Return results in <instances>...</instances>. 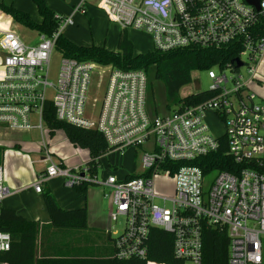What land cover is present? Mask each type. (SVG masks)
<instances>
[{
    "label": "built area",
    "instance_id": "obj_1",
    "mask_svg": "<svg viewBox=\"0 0 264 264\" xmlns=\"http://www.w3.org/2000/svg\"><path fill=\"white\" fill-rule=\"evenodd\" d=\"M257 4L99 0L98 8L121 30L149 34L153 49L233 47L238 52L231 61L204 70L211 79V96L161 113L147 111L148 78L141 69L122 70L62 55L56 81L48 80L55 40L71 16L59 15L57 29L50 35L37 33L36 44L12 29H0V131H48L43 129L45 104L51 102L58 120L99 131L111 150L147 148L139 156L138 175L130 179L111 173L98 181L87 163L67 169L48 153L41 158L48 165L32 184L36 192L54 177L63 178L68 187L87 181L108 188V219L121 220L119 231L107 230L113 249L108 258L167 264L148 258L152 232L159 229L171 236L174 258L202 264L203 238L211 228L227 235V264H264V98L252 88L264 54V0ZM100 67L107 69L106 84L92 120L84 114L87 90L92 71ZM242 67L246 75L239 72ZM208 113L223 125V133H212ZM221 138L231 170L210 167L215 161L205 159L219 148ZM158 177L170 179V193L157 192ZM7 193L0 164V203ZM10 243V233L0 230V253Z\"/></svg>",
    "mask_w": 264,
    "mask_h": 264
},
{
    "label": "trees",
    "instance_id": "obj_2",
    "mask_svg": "<svg viewBox=\"0 0 264 264\" xmlns=\"http://www.w3.org/2000/svg\"><path fill=\"white\" fill-rule=\"evenodd\" d=\"M36 6L40 21L33 20L30 15L12 3L0 1V10L10 15L15 23L35 30L45 35L52 34L58 27L60 16L56 15L45 0H32ZM262 34H264V20H261ZM55 49L63 56L77 60L93 61L101 65H111L122 70H143L149 76L153 69V77L163 83L166 98V110H179L185 106L195 104L212 95L204 90L187 95H181L182 87L191 83L193 71H204L217 64L231 61L238 52L233 47L198 48L186 47L170 51L156 49L135 53L132 42L127 37L126 30H120L117 36L116 48L108 49L104 45H78L61 33L55 40ZM149 79V78H148ZM45 120L49 135L61 129L67 139L74 146L88 150L87 165L91 175L97 174L100 157L110 151L102 134L93 129H86L56 118L51 102L45 104ZM4 147L0 146V152ZM224 139L221 138L219 148L205 159H213L210 167L231 170L229 158L226 155ZM229 163V164H228ZM135 171L124 175L125 179L136 177ZM92 182L84 181L73 186L81 195L85 196L87 187ZM44 200L50 223L54 228L83 229L87 224V209L85 206L65 209L58 205L51 191H44ZM0 230L7 231L11 236L10 248L0 253V262L6 264H145L139 259L119 261L111 258L94 260L93 258H71L44 254L38 257L36 253L37 237L40 226L37 222L28 220L14 210L0 206ZM227 235L223 231L207 229L203 238L202 264H227L228 253ZM148 258L167 264H183L171 254V236L159 229L152 232Z\"/></svg>",
    "mask_w": 264,
    "mask_h": 264
},
{
    "label": "rangeland",
    "instance_id": "obj_3",
    "mask_svg": "<svg viewBox=\"0 0 264 264\" xmlns=\"http://www.w3.org/2000/svg\"><path fill=\"white\" fill-rule=\"evenodd\" d=\"M53 5L54 10L60 16H68L69 12L76 10L80 14H77L75 17V22L78 23V30L88 32L91 24L89 23V17L84 15L79 7H75L79 0H48ZM90 3L92 7H95V4L99 0H86ZM34 7L32 6V9ZM74 8V9H73ZM35 11V10H34ZM32 12L34 18H37V14ZM103 11H98V18L100 21H104ZM115 23V22H114ZM107 22L106 20L101 24H92V28L96 30L97 35L99 36L100 41L102 39H108L107 45L112 46L111 38L114 34L115 27L117 24ZM11 25V24H10ZM9 25V26H10ZM62 25V24H61ZM13 31H15L19 36H21L27 43L36 44L38 41L37 31L24 27L21 24L13 23L11 26ZM119 27V26H118ZM120 28V27H119ZM121 30V29H120ZM70 31V30H69ZM127 37L132 42L133 51L135 52H144L152 49V38L149 34L135 30V29H126ZM65 34H68L65 32ZM1 36V33H0ZM117 42V40H116ZM62 58V53L57 49H54L50 57L47 78L49 81L55 82L57 78L58 67L60 59ZM244 58V57H243ZM240 73L246 75L245 68H240ZM106 75L107 69L104 67L97 68L92 71L91 79L87 90V101L85 105L84 114L89 119H96L98 111L100 109L101 101L104 94L105 84H106ZM192 80L191 83L184 86L180 90L181 95H187L191 93H196L199 91H204L209 88L211 79L207 76L205 71H193L191 74ZM148 79V88L146 92V108L149 113H161L166 110V98H165V89L162 82L155 80L153 77V69L149 70ZM264 81V80H263ZM48 97H52V91L47 92ZM206 123L210 127L213 134H221L224 131V127L219 123L215 117L208 113L206 115ZM43 129L47 130L48 127L46 124L43 125ZM55 135L53 141L49 143V146L53 148L56 146L62 151V153L67 158L62 160L66 164L68 159H73L74 163H83L87 162L88 154L87 149L77 148L67 145V140L63 132L58 129L53 132L52 136ZM46 137V134L44 135ZM51 136V137H52ZM15 138V139H14ZM18 138V139H17ZM19 139L27 140V143H23L20 152L26 153L27 158L18 159V167L22 169L26 176L31 173H38L43 166L47 163H40L38 159L40 156L45 155L43 148L42 135L39 130L32 129L29 132H17V131H8V134L0 137V140H6L2 142V145L5 147L10 146L11 142ZM47 138H45L46 140ZM22 143V142H19ZM71 145V144H70ZM53 146V147H52ZM40 148V150H39ZM57 151V149H55ZM147 148L142 145L139 148L133 149L131 147L125 148L123 151L111 150L105 153L100 157V165L97 168V180L101 181L109 174L113 173L117 178H122L125 174L132 173L141 168L139 156ZM55 151V154L58 156V152ZM60 155V154H59ZM1 157V155H0ZM53 162L56 161L55 157L52 156ZM5 156H3L2 166L5 165ZM56 186L54 188L53 197L55 200H58L56 197L61 200L63 204L67 206H74L72 208H77V204H86L88 205L87 215L89 216L91 211L93 214H99L100 221L99 226L101 229L99 231L100 237L93 238L89 235L88 231L78 228H54L50 226L47 230L42 229V232L38 233L37 237V256H43L44 254L51 256H63L71 258H82L88 257L93 258L94 260H102L108 258L113 253L111 242L108 237L107 230H110L112 234L119 231L121 228V220L116 223L110 222L107 218L110 200L107 196L108 188L99 184H90L87 187L86 196L81 195L73 187H68L63 183H60L58 179H54ZM155 188L157 192L170 193L172 189V183L170 179L158 177L155 179ZM52 193V192H51ZM59 205V204H58Z\"/></svg>",
    "mask_w": 264,
    "mask_h": 264
},
{
    "label": "crops",
    "instance_id": "obj_4",
    "mask_svg": "<svg viewBox=\"0 0 264 264\" xmlns=\"http://www.w3.org/2000/svg\"><path fill=\"white\" fill-rule=\"evenodd\" d=\"M0 1H3L6 4L12 3L15 7L26 11L33 20L40 21V16L38 15L36 6L34 5L32 0H0ZM45 2L51 9L54 10L51 2H49L48 0H45ZM32 6L34 7L33 9H32ZM75 7H79L81 9L82 13L89 17L88 18L89 19L88 24H91L89 31L86 32L85 30L84 31L78 30V23H77V21L75 22V17L77 16V14H80V13L77 12L76 10L71 9L68 16H71L72 22L61 27V31H60L61 34L64 37H66L67 39H69L70 41H72L78 45H90V44L104 45L108 49L114 50L116 48L117 36H118L119 31H120V28L118 27V25H117V27H115L114 34L110 40V41H112V44H111L112 46H108L107 45L108 39L106 38L105 40L102 39L100 41L99 36L96 33V30H94L95 28L94 29L92 28V24H98V23L101 24L105 20L107 22H111V23H114V22L110 21L105 13H103V15L105 14L103 17L105 20L104 21L99 20L98 11L100 12L101 9L98 8L97 4H95V7H92L90 5V3L86 2V0H79V2L76 4ZM33 11H34V13L37 14V16H38L37 18L33 17V15H32ZM54 12L56 15H59V14H57V12L55 10H54ZM13 23H15V22L12 20L10 15H8L5 12L0 10V29H12L10 26ZM67 30H68V34H65V32H67ZM135 53H139V52H135ZM255 75H256V80H255V83L252 84V88L257 93V95L264 98V81H263L264 80V54L262 55L260 61L257 64ZM40 133L42 135V142H43L42 146L44 148L45 154L48 153L50 155L52 161H53L52 156H54L56 158L55 159L56 161H54V162L55 163H61L67 169H73L75 166L83 164V163H74L73 162L74 160L72 158L68 159L69 162L68 163L66 162V164H65L62 159L63 158L65 159L67 157H65V155L62 153V151L60 149H58L56 146H54V147L52 146L53 148H51V146H49V143H51V141H53V138L55 137V135H53L51 137L49 135L48 131H46V132L43 131ZM7 134H8V131H0V137L5 136ZM45 134H46V137L44 136ZM63 134H64V132H63ZM64 136L68 142L67 145L72 146L73 144L69 142V140L67 139L65 134H64ZM45 138H47V139L45 140ZM4 141H6V140H0V146L4 147V145H2V142H4ZM26 141L27 140H25V139H23V140L19 139V140H15V141H7V142H11L10 146L5 147L0 152V155H1L0 164L2 165L3 156H5V160H6L4 167L2 166L3 184L8 189V193L6 194V196L1 201L0 206H2L4 208L12 209L17 214L25 217L26 219L37 222L38 225L40 226V233H41L43 228L47 230L50 226H52L50 223V218L48 215V211H47L44 196H43L44 191L48 188L52 192V194H54L55 193L54 188L56 186V182L54 179H58L60 181V183H63L64 180L61 177L50 178L43 183L41 192H36L34 190L32 184L36 180L39 173L42 170H44V168L48 165V162L42 161L41 158L44 155L40 156L38 161L42 164L43 163H47V164H45V166H43V168H41L38 173L33 172V174L31 173L30 175L26 176L24 174V172L22 171V169L20 167H18V159H22V158L26 159L27 158L26 153H22V151L20 152L23 143L24 144L27 143ZM19 142H22V143H19ZM73 147H76V146L73 145ZM77 148H80V147L77 146ZM55 149H57V151ZM39 150H40V148H39ZM55 151L58 152L60 155L58 154V156H57L55 154ZM87 154H88V150H87ZM88 157H89V154H88ZM78 196H83V195H78ZM56 198L58 199V200H56V202L62 208L73 209L72 207H74V206H67V204H63V202L61 203L60 202L61 200H59L58 197H56ZM75 206H77V208L85 206L86 209L88 210V205L86 204V201H85L84 205L77 204ZM90 213L91 214L89 216L87 215V224H86V227L84 228V230H86L85 232L88 231L89 235L92 236L93 238H98V237H100L99 231L103 230L99 226V221H100L99 216L100 215L95 214V213L93 214L92 211Z\"/></svg>",
    "mask_w": 264,
    "mask_h": 264
},
{
    "label": "water",
    "instance_id": "obj_5",
    "mask_svg": "<svg viewBox=\"0 0 264 264\" xmlns=\"http://www.w3.org/2000/svg\"><path fill=\"white\" fill-rule=\"evenodd\" d=\"M246 1L255 5V7L258 8L257 0H246ZM235 61H236V66H239L241 64L237 59H235Z\"/></svg>",
    "mask_w": 264,
    "mask_h": 264
}]
</instances>
